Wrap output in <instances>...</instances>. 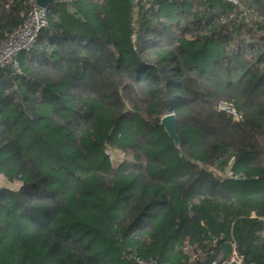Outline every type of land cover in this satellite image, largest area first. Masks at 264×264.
Segmentation results:
<instances>
[{
  "label": "trees",
  "instance_id": "trees-1",
  "mask_svg": "<svg viewBox=\"0 0 264 264\" xmlns=\"http://www.w3.org/2000/svg\"><path fill=\"white\" fill-rule=\"evenodd\" d=\"M239 2L47 7L0 69V264H264V0ZM35 4L0 0V39Z\"/></svg>",
  "mask_w": 264,
  "mask_h": 264
},
{
  "label": "built area",
  "instance_id": "built-area-1",
  "mask_svg": "<svg viewBox=\"0 0 264 264\" xmlns=\"http://www.w3.org/2000/svg\"><path fill=\"white\" fill-rule=\"evenodd\" d=\"M152 1V0H133ZM226 2L242 9L239 0H225ZM48 26L47 8H40L35 4L27 13L24 21L17 26L5 38L0 39V69L11 67L19 72L18 58L22 53L34 48L39 40L42 31ZM221 111L231 114L235 119H240L241 115L229 104L222 102L219 105ZM112 155V153H110ZM137 264H157L154 260H136Z\"/></svg>",
  "mask_w": 264,
  "mask_h": 264
},
{
  "label": "water",
  "instance_id": "water-1",
  "mask_svg": "<svg viewBox=\"0 0 264 264\" xmlns=\"http://www.w3.org/2000/svg\"><path fill=\"white\" fill-rule=\"evenodd\" d=\"M61 0H36V4L40 8H47L49 5L58 2ZM133 2V0H132ZM176 124V116L174 113L166 114L160 122V125L165 129L166 133L170 137V139L174 142L175 146H179L180 138L176 132L175 128Z\"/></svg>",
  "mask_w": 264,
  "mask_h": 264
},
{
  "label": "rangeland",
  "instance_id": "rangeland-1",
  "mask_svg": "<svg viewBox=\"0 0 264 264\" xmlns=\"http://www.w3.org/2000/svg\"><path fill=\"white\" fill-rule=\"evenodd\" d=\"M135 2H138V1H135ZM253 8H254V7H253ZM250 10H252V11H253V10L256 11L255 8H254V9H250ZM256 12H257V11H256ZM248 14L250 15L251 18H255V17L258 18V16L255 15L254 13H252V12H248ZM108 154L111 156L110 152H109ZM116 159H118V158H116L115 156H114V157L112 156V161H115ZM0 185H2V182H0Z\"/></svg>",
  "mask_w": 264,
  "mask_h": 264
}]
</instances>
